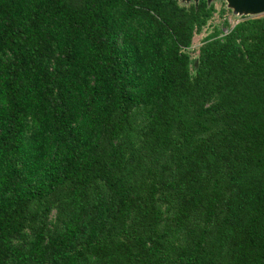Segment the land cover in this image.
<instances>
[{"label":"trees","instance_id":"trees-1","mask_svg":"<svg viewBox=\"0 0 264 264\" xmlns=\"http://www.w3.org/2000/svg\"><path fill=\"white\" fill-rule=\"evenodd\" d=\"M216 9L0 0V264H264V12L194 57Z\"/></svg>","mask_w":264,"mask_h":264},{"label":"rangeland","instance_id":"rangeland-1","mask_svg":"<svg viewBox=\"0 0 264 264\" xmlns=\"http://www.w3.org/2000/svg\"><path fill=\"white\" fill-rule=\"evenodd\" d=\"M216 4V11L208 23L204 26L202 31L195 33L193 43L191 46L192 56H197L199 47L205 39V36L212 32L216 26L220 27L223 32H228L229 29L238 21L239 16L233 12V9L228 6L227 0H214ZM228 20L230 24L225 23Z\"/></svg>","mask_w":264,"mask_h":264},{"label":"water","instance_id":"water-1","mask_svg":"<svg viewBox=\"0 0 264 264\" xmlns=\"http://www.w3.org/2000/svg\"><path fill=\"white\" fill-rule=\"evenodd\" d=\"M181 1L190 2L191 0ZM208 1L211 2L213 0ZM195 2H198V0H195ZM227 2L228 6L233 9V12L238 15L264 12V0H227Z\"/></svg>","mask_w":264,"mask_h":264}]
</instances>
